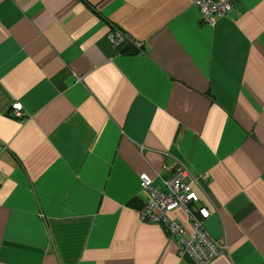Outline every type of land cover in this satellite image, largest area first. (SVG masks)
Instances as JSON below:
<instances>
[{
    "label": "crops",
    "instance_id": "obj_1",
    "mask_svg": "<svg viewBox=\"0 0 264 264\" xmlns=\"http://www.w3.org/2000/svg\"><path fill=\"white\" fill-rule=\"evenodd\" d=\"M176 162L227 247L208 264H264V0L210 25L192 0H0V264H194L139 219V176Z\"/></svg>",
    "mask_w": 264,
    "mask_h": 264
},
{
    "label": "built area",
    "instance_id": "obj_2",
    "mask_svg": "<svg viewBox=\"0 0 264 264\" xmlns=\"http://www.w3.org/2000/svg\"><path fill=\"white\" fill-rule=\"evenodd\" d=\"M233 1L192 0L193 5L198 9L201 24L207 25L214 24L217 19L230 13ZM108 39L117 48H121L127 41L130 48L138 52L143 50L142 43L133 42L125 33L115 28L109 33ZM11 115L20 120L24 118L19 103L12 104ZM206 178L207 176H203L202 179ZM138 180L141 192L147 196L144 210L139 214L141 222L160 224L168 235L177 239L182 254L187 255L194 264H208L226 251V246L211 239L204 231L203 222L209 218L210 213L205 207H199L198 195L193 190V186H198L197 180L183 163L176 162L171 175L162 180L163 190L154 187L152 180L145 175H140ZM194 205L196 209L192 210L191 207ZM176 209L181 210L188 217L192 232L190 236L180 222L170 220L166 216Z\"/></svg>",
    "mask_w": 264,
    "mask_h": 264
},
{
    "label": "trees",
    "instance_id": "obj_3",
    "mask_svg": "<svg viewBox=\"0 0 264 264\" xmlns=\"http://www.w3.org/2000/svg\"><path fill=\"white\" fill-rule=\"evenodd\" d=\"M135 52V51H134Z\"/></svg>",
    "mask_w": 264,
    "mask_h": 264
}]
</instances>
